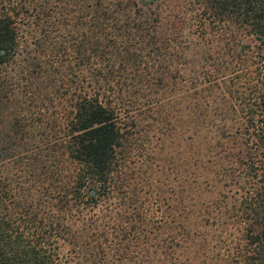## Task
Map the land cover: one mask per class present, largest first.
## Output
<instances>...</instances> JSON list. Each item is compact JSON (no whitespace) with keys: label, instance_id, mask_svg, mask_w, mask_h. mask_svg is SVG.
Masks as SVG:
<instances>
[{"label":"trees","instance_id":"obj_1","mask_svg":"<svg viewBox=\"0 0 264 264\" xmlns=\"http://www.w3.org/2000/svg\"><path fill=\"white\" fill-rule=\"evenodd\" d=\"M0 140V264H264V0H0Z\"/></svg>","mask_w":264,"mask_h":264},{"label":"rangeland","instance_id":"obj_2","mask_svg":"<svg viewBox=\"0 0 264 264\" xmlns=\"http://www.w3.org/2000/svg\"><path fill=\"white\" fill-rule=\"evenodd\" d=\"M129 114L131 116L135 115V122L131 121L129 124L132 126L137 139H140L143 135H146V133L151 134L154 131L153 128H148L146 126V118L141 119V114H138L134 107L128 111V115ZM8 146L10 145L0 140V180L6 183L9 181V183L13 185L16 182H18V184L29 183V179L27 178L28 171L25 169L23 158H19L24 152L21 151L19 153V146Z\"/></svg>","mask_w":264,"mask_h":264}]
</instances>
